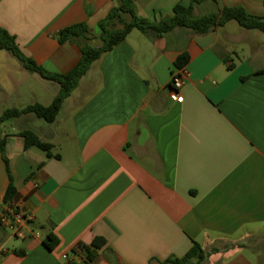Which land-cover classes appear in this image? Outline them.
I'll return each instance as SVG.
<instances>
[{"label": "crops", "instance_id": "crops-1", "mask_svg": "<svg viewBox=\"0 0 264 264\" xmlns=\"http://www.w3.org/2000/svg\"><path fill=\"white\" fill-rule=\"evenodd\" d=\"M190 1L133 3L138 16L157 21ZM114 4L0 0V27L36 64L66 73L80 50L57 32L85 23L98 46V22ZM225 6L264 16V0H204L193 13ZM257 32L234 20L204 34L133 29L91 64L52 123L26 113L3 125L0 213L15 204L32 220L22 237L0 225V264H158L193 242L210 253L203 264H264V35ZM181 53L188 74L177 102L170 79ZM58 91L21 63H0V114L48 105ZM24 129L52 144L51 154L25 148ZM9 174L15 195L4 202ZM47 233L58 238L52 248ZM95 238L104 240L99 248Z\"/></svg>", "mask_w": 264, "mask_h": 264}, {"label": "trees", "instance_id": "trees-1", "mask_svg": "<svg viewBox=\"0 0 264 264\" xmlns=\"http://www.w3.org/2000/svg\"><path fill=\"white\" fill-rule=\"evenodd\" d=\"M113 1L115 2L113 7L98 22V28L100 29L98 35L100 44L98 46L90 43V37L88 36L90 29L85 23L72 24L57 32L56 37L60 43H75L80 50L78 62L66 73H52L36 64L31 58L21 52L14 37L0 27L1 50H5L13 55L30 72H35L42 78L55 81L59 84L58 93L48 105L33 102L22 107H9L1 112L0 154L7 171L8 158L5 154V146L9 135L3 131L2 127L4 122L20 117L26 113H33L45 122L52 123L56 119L63 101L71 94L91 64L122 41L131 30L137 29L151 36H160L174 27H183L190 29L194 33L204 34L216 26H222L227 21L234 20L242 28L256 29L264 34V16L250 14L242 6H225L218 12L194 15V7L204 0H191L188 5L176 4L172 9L171 15L160 18L157 21H151L135 13L133 0ZM116 22H120L122 24L121 27H114ZM187 61V54L181 53L176 57L174 66L180 68ZM18 134L23 137L25 148L34 146L45 151L47 155L51 154L52 144L41 140L33 130L24 129L19 131ZM55 156L58 157V154ZM14 195L15 187L12 176L9 174V182L4 193L3 201H11ZM43 242L47 248H52L58 243V238L53 233H47ZM103 243L104 240L102 238H95L92 246L99 248ZM209 254L199 243L193 242V245L182 257H170L158 264H203ZM92 257V255H89V259ZM191 259H194V262L190 263Z\"/></svg>", "mask_w": 264, "mask_h": 264}, {"label": "built area", "instance_id": "built-area-1", "mask_svg": "<svg viewBox=\"0 0 264 264\" xmlns=\"http://www.w3.org/2000/svg\"><path fill=\"white\" fill-rule=\"evenodd\" d=\"M188 71L185 67L176 69L171 74L170 85L175 95V100L181 102L183 97L179 90L185 82ZM32 220V216L24 213L15 204H8L7 207L0 213V225L8 229L13 235L22 237L24 230Z\"/></svg>", "mask_w": 264, "mask_h": 264}, {"label": "rangeland", "instance_id": "rangeland-1", "mask_svg": "<svg viewBox=\"0 0 264 264\" xmlns=\"http://www.w3.org/2000/svg\"><path fill=\"white\" fill-rule=\"evenodd\" d=\"M233 23H235V22H233ZM257 33H259L260 35H264L261 32H257ZM0 63H6V64H10V65L13 64V66L20 65V62L13 55H11L9 52H7L5 50H0ZM14 98L15 97L13 96V100H14ZM8 106H10V105H8ZM10 121L11 120H6L3 125H6V126L9 125Z\"/></svg>", "mask_w": 264, "mask_h": 264}]
</instances>
